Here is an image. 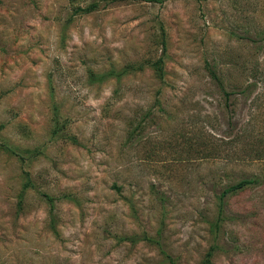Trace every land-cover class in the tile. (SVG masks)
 I'll return each instance as SVG.
<instances>
[{
	"label": "rangeland",
	"instance_id": "374dc122",
	"mask_svg": "<svg viewBox=\"0 0 264 264\" xmlns=\"http://www.w3.org/2000/svg\"><path fill=\"white\" fill-rule=\"evenodd\" d=\"M92 1L0 0V264H264V0Z\"/></svg>",
	"mask_w": 264,
	"mask_h": 264
},
{
	"label": "trees",
	"instance_id": "16d2710c",
	"mask_svg": "<svg viewBox=\"0 0 264 264\" xmlns=\"http://www.w3.org/2000/svg\"><path fill=\"white\" fill-rule=\"evenodd\" d=\"M105 1L107 3L111 2H119V1H127V0H93L91 3H89L86 6H80V5H74L73 6V11L69 17V21L74 18L76 15H83L87 13L94 12L98 10L101 6V2ZM146 1H160V0H146ZM161 30H162V45H163V53L160 57H158L156 60H153L149 62V65L154 69L156 75L158 78L161 80H164L165 78V55L167 51V46H166V31L163 25H161ZM144 68L143 63L139 64H133L130 63L123 68L117 70V69H111L105 72H94L92 71L90 73V79L92 82H103L108 80L110 77H116L117 79H121L123 76L127 75L130 72L136 71V70H142ZM208 70L209 73L216 82H218L220 85L222 84L221 77L219 75L218 70L213 66V65H208ZM226 95L229 96L230 93L226 92ZM54 134H60L62 132V128H64V125L61 124L60 118H59V112L55 113L54 117ZM3 125H0V150L7 152L10 155H17L19 156L22 160H25L27 156L21 151V148L19 146L11 144L9 141H7L2 135ZM74 141L77 143V140L74 139ZM257 182V178H245L242 179L236 183L229 184L228 186H225L221 193H220V207H219V215L216 219V222L214 223V227L216 230L220 228L222 221H223V206H224V199L228 194L235 193L237 191H240L244 188H246L249 185L255 184ZM33 186V181L29 176V173L26 174L25 178V184H24V189H28ZM23 195V194H22ZM48 201L51 206V210L53 211L55 209V202L54 198L50 197L48 198ZM132 239V238H131ZM217 249V245L212 246V248L207 252L206 256L204 257L203 261L201 264H210L213 256L215 254V251Z\"/></svg>",
	"mask_w": 264,
	"mask_h": 264
}]
</instances>
